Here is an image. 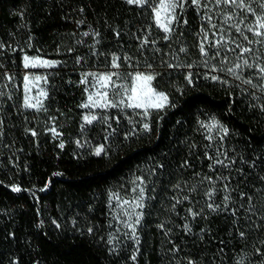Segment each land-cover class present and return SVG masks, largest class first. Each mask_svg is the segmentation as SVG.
I'll list each match as a JSON object with an SVG mask.
<instances>
[{"label":"trees","instance_id":"trees-1","mask_svg":"<svg viewBox=\"0 0 264 264\" xmlns=\"http://www.w3.org/2000/svg\"><path fill=\"white\" fill-rule=\"evenodd\" d=\"M202 15L203 10L186 6L181 20L186 18L188 23L177 32L182 30L183 38L168 42L156 30L151 8L125 0H0V92L4 93L0 96V264H187L188 259L197 264L241 260L264 264V92L220 70L240 62L239 49L231 52L221 46L219 55L205 66L206 58L197 47V33L202 25L208 27ZM253 21L250 17L248 23ZM213 22L221 23L220 17L214 15ZM149 24L159 51L151 45L140 50L136 37L146 34ZM94 31L100 35H91ZM245 34L255 39L246 29ZM230 35L255 50L245 54L250 63H264V46L248 44L234 29ZM181 46L187 53L178 51ZM25 54L58 62L48 75L46 110L23 107ZM112 54L128 56L135 65L130 69L122 60L120 71L160 73L152 85L167 94L168 105L160 111L150 109L147 118L138 115L143 109L80 107L88 95L87 85L79 83L82 74L109 71ZM169 63L181 66L169 68ZM189 64L190 69L185 67ZM188 72L191 84L185 79ZM257 72L244 69L243 76L259 84ZM84 115L98 119L86 124ZM213 119L229 129L223 140L219 125L202 126ZM143 123L150 130H144ZM27 129L37 135L33 137ZM100 145L104 152L96 156ZM224 152L235 163L210 170L205 154L224 159ZM185 161L188 165L182 167ZM205 176L212 177L217 189L229 183V208L238 209L235 217L207 209V219L187 216L190 207L204 208L203 192L209 183L205 181L195 192L189 187ZM136 177L147 182L144 215L137 226L139 244L130 233L121 232L116 200H109L114 193L131 200ZM177 184L180 190L174 188ZM14 185L21 191H14ZM240 193L246 194L243 199ZM224 194L218 191L215 202L223 205ZM248 195L253 197L251 205ZM184 196L189 200L173 210V198ZM252 205L255 210L247 211ZM185 223L190 224L191 234L183 231ZM160 224L171 232L165 235L157 227ZM202 228L207 231L200 239ZM240 231L246 239L239 237ZM174 245L179 247L175 254L169 251Z\"/></svg>","mask_w":264,"mask_h":264},{"label":"snow or ice","instance_id":"snow-or-ice-1","mask_svg":"<svg viewBox=\"0 0 264 264\" xmlns=\"http://www.w3.org/2000/svg\"><path fill=\"white\" fill-rule=\"evenodd\" d=\"M125 3L129 5H137L141 8L149 7L151 8V12L154 19V26L158 32H162V39L164 41L171 42L173 38L177 41L183 38V31H179L182 25H187L188 20L185 18L181 20V16L183 15L186 6H195L196 10L200 12L203 10V15L201 16L202 21H206L208 27L205 28L203 25L201 26L200 32L197 33L198 38V51L202 57H205L204 64L208 66V59H215L220 52V47L224 46L227 51L236 52L238 59L240 62L233 64L232 67L221 68V71H226L228 74L233 76L236 80H240L242 84L250 85L252 88H258L261 92H264V63H259L254 61L252 63L249 62L247 58H245V54L254 53V49L251 47H245L241 43L237 42L236 39H233L230 33L234 29L239 37H242L244 41H247L248 44L259 43L264 46V0H156L153 3V0H125ZM179 10V11H178ZM83 11V9H81ZM214 15L219 16L221 23H214ZM250 17H254V21L252 23H248ZM239 18V19H237ZM78 24H82L83 21L77 22ZM241 24L244 25V28H241ZM153 28L152 24L147 25L146 34L142 37H136L140 40V50L148 46H152L155 51H159L158 48H155L157 41L151 38V30ZM245 29L247 32L251 33L255 39H249L248 35L245 34ZM212 34V39H209V33ZM84 36H89V32H84ZM94 37H98L100 33L98 31H94L91 33ZM116 35L119 36V32H116ZM218 37V38H217ZM99 43V41H97ZM231 43L235 45L234 47H227L228 44ZM206 45L208 46L206 48ZM2 46V45H0ZM30 46V45H29ZM210 50H215L212 56H209L208 53ZM71 51V49L69 50ZM178 51L180 53H187V49L183 46L179 47ZM94 55H98V53H93ZM81 58H77V63L80 62ZM226 59V57H225ZM127 63V66L131 69L134 68L135 65L131 63V58L128 56H118L116 54H112L111 60L108 64L109 71L105 72H91V73H83L81 76V80L79 83L81 85H90L93 91H90L89 87L84 88V92L88 93L87 100L85 103H82L80 107L82 108H119L121 110L127 109H143L141 113L142 117H149L151 115L150 109L160 111L163 110L168 102V96L166 93L158 91L157 89L152 87V81L155 80L160 73H152V72H141V71H128L123 72L121 69V61ZM58 62L55 61H47L41 60L38 57H29L27 54L23 56V67L25 69H29L30 67H36L38 64H42L47 67L54 66ZM169 68H178L181 65L179 64H171L167 65ZM147 68H151V64L146 65ZM187 68H192V65H185ZM212 70H216V66H211ZM236 69H240V73H237ZM244 69H258L256 73L259 76L262 83H253V78L251 76L245 78L243 76ZM206 78L209 74H205ZM91 78V79H90ZM214 81L221 80L218 76L210 77ZM8 80H12L11 76L7 77ZM39 81L42 79L37 76L34 78ZM46 79V77L44 78ZM185 79L189 84L193 83L192 73L188 72L185 76ZM24 80V99H23V107L31 108V109H41L43 108V103L40 99H36V102H32V98L28 95L31 91L30 89V77L29 75H25L23 77ZM223 83H228V81L224 80ZM98 86V87H97ZM253 96L255 93H251ZM4 93L0 92V96H3ZM47 92L41 91L38 96L47 97ZM115 97H119V99H115ZM10 98V97H9ZM264 108V106H261ZM98 117L96 115H84L83 120L86 124H91L93 121H97ZM100 119H104V117H100ZM118 120V118H115ZM3 125V120H0V127ZM219 125V121L215 119L212 120L210 124H202L203 127L208 128H217ZM110 127V125H109ZM144 130H150V125L148 123H143L142 125ZM219 130L223 132V135L220 137L221 140L224 139L229 134V129L222 125H219ZM33 137L37 135V132L34 129H27ZM54 135H58L55 128L49 129ZM132 133L126 134L131 135ZM2 135V132H0ZM209 140L214 139V137L209 136ZM77 144H80V141H77ZM59 147L62 149L64 147L63 143L59 144ZM104 152V146L100 145L95 149V155L100 156ZM207 159L211 161L209 164L210 170H215L218 166L221 168H230L232 164L235 163L233 157H229L227 152L223 153L224 159L214 158L213 156L207 155ZM220 155L219 149H217V157ZM188 162L185 161L182 164V167H186ZM162 167V166H160ZM54 175H60V173H54ZM199 176V174H197ZM218 180L225 181L228 180V177H217ZM261 180H264V177H261ZM205 181L209 183V188L203 192V196L206 197L204 208L199 209L198 211L194 210L192 207L186 210L187 216L191 217V219L195 220L197 217H203L207 219L205 215V209L208 210L209 213L218 214L221 211L230 212L232 216H236V212L238 209L229 208V203L231 202V189L229 187V183H224L222 189H217L215 187V181H213L211 176H205L200 179L198 185H192L189 187L190 192H195L199 185H202ZM147 187V182L143 177H136V180L133 181V187L131 188V192L134 193L131 200L129 199H121L117 194H113L109 197L110 202L115 199L116 200V209L119 210V214L116 219H121L124 227L130 230V238L134 239L137 244H139V237L137 236V226L141 224V219L144 215L142 211L145 207V190ZM175 189L180 190L181 185L177 184L174 186ZM14 191H21L19 186H13ZM218 191L224 192L223 196V205L215 202V196ZM241 199L246 195L245 193H240ZM174 203L172 204V209L174 210L176 204H181L185 200H189V196H184L183 198H173ZM253 197L248 195V201L251 205ZM243 207V205H241ZM255 210V206L252 205L249 207L247 211L251 212ZM187 218V217H186ZM238 219V218H237ZM246 219L250 220V217H246ZM264 219V217H261ZM234 225L236 224V220L233 221ZM59 226V225H57ZM159 229L164 231L165 235H168L171 232V229H165L164 224L157 225ZM183 231L185 233L191 234L192 229L189 223H185L183 226ZM89 232H92V229H88ZM206 229L200 230V239H203V233H205ZM125 235L128 236L129 232H125ZM239 237L241 239H246V233L243 231L239 232ZM108 243H112V239L108 240ZM223 243V241H221ZM264 243V242H262ZM179 250V247L174 245L171 251L175 254ZM138 251V249H137ZM219 251H223L220 249ZM259 252V249L256 250ZM135 260V256L132 257ZM187 264H197L196 261L191 259L187 260ZM238 264H244V261L241 260Z\"/></svg>","mask_w":264,"mask_h":264},{"label":"rangeland","instance_id":"rangeland-1","mask_svg":"<svg viewBox=\"0 0 264 264\" xmlns=\"http://www.w3.org/2000/svg\"><path fill=\"white\" fill-rule=\"evenodd\" d=\"M179 11V10H178ZM34 57H38L41 60H47V61H52L50 59L44 58V57H39V56H34ZM58 66V63L55 64L54 66L51 67H47L44 66L42 64H38L36 67H30L29 69H25V75H29L30 77V89L31 91L28 93V95L32 98V102L35 103L36 99H40L42 101V103L44 102V100L46 99V97H42V96H38V94L41 91L47 92V79H48V75L53 71L54 68H56ZM147 72V71H144ZM41 77L42 79H40L39 81L35 80V77ZM46 77V79H44ZM91 79V78H90ZM87 87H89L90 91H93V89H91L90 85H87ZM98 87V86H97ZM153 87V85H152ZM154 88V87H153ZM169 103V99L166 105H168ZM89 109H98V108H89ZM145 195H146V190H145ZM119 214V211L116 213V216ZM118 223L124 227V224L122 222L121 219H117ZM122 233L125 232H129L130 230L126 229L124 227V230L122 231Z\"/></svg>","mask_w":264,"mask_h":264}]
</instances>
